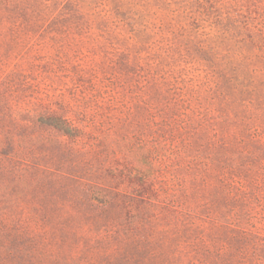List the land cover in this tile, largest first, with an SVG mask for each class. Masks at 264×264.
<instances>
[{"label": "rangeland", "instance_id": "374dc122", "mask_svg": "<svg viewBox=\"0 0 264 264\" xmlns=\"http://www.w3.org/2000/svg\"><path fill=\"white\" fill-rule=\"evenodd\" d=\"M0 264H264V0H0Z\"/></svg>", "mask_w": 264, "mask_h": 264}, {"label": "trees", "instance_id": "16d2710c", "mask_svg": "<svg viewBox=\"0 0 264 264\" xmlns=\"http://www.w3.org/2000/svg\"><path fill=\"white\" fill-rule=\"evenodd\" d=\"M47 125H49V126H52V127H55V128H57V129H59L60 131H64V132H67V131H73V129L71 128V127H69V123L66 121V120H64V119H58V118H56V119H54V121H52V122H47L46 123ZM181 127L185 130H187L188 128H190V125L188 124V123H185V122H182V124H181ZM65 134H69V133H65ZM140 197H141V195H139ZM143 197H141L140 199H142ZM110 201L111 200H109V201H105V202H107L108 204L110 203ZM163 203H165V202H163ZM167 204V203H166Z\"/></svg>", "mask_w": 264, "mask_h": 264}]
</instances>
